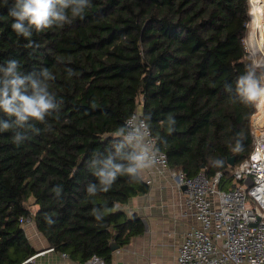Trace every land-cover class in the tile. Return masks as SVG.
I'll use <instances>...</instances> for the list:
<instances>
[{
  "label": "trees",
  "instance_id": "obj_1",
  "mask_svg": "<svg viewBox=\"0 0 264 264\" xmlns=\"http://www.w3.org/2000/svg\"><path fill=\"white\" fill-rule=\"evenodd\" d=\"M14 3L0 0V69L15 61L60 107L23 126L0 111V124L13 125L0 131V264L36 253L21 218L81 264L92 256L108 264L112 246L142 234L141 220L121 209L147 192L139 173L117 176L107 192L96 175L109 160L129 165L124 123L138 110L170 171L221 172L220 189L238 184L227 160L236 166L252 151L254 102L237 88L256 72L243 43L248 0H90L82 17L69 13L70 22L30 38L11 27Z\"/></svg>",
  "mask_w": 264,
  "mask_h": 264
},
{
  "label": "built area",
  "instance_id": "obj_2",
  "mask_svg": "<svg viewBox=\"0 0 264 264\" xmlns=\"http://www.w3.org/2000/svg\"><path fill=\"white\" fill-rule=\"evenodd\" d=\"M255 108L257 111V104ZM124 126V138L129 134L140 138L131 143L126 141L135 151H139L134 147L139 143L148 149L150 158L155 155L153 167L168 169L167 157L156 148V139L139 111L132 113ZM250 133V155L229 170L232 181L238 183L234 188L220 189L221 172L212 178L204 172L187 178L182 171H171L177 185L184 188V212L192 214L198 222L197 227L183 235L173 264H264V191H258L264 187V123L257 127L251 121ZM247 178L251 179L250 186L244 182ZM145 183L149 185L150 181ZM19 221L28 222L22 218ZM84 264L105 263L92 256Z\"/></svg>",
  "mask_w": 264,
  "mask_h": 264
},
{
  "label": "clouds",
  "instance_id": "obj_3",
  "mask_svg": "<svg viewBox=\"0 0 264 264\" xmlns=\"http://www.w3.org/2000/svg\"><path fill=\"white\" fill-rule=\"evenodd\" d=\"M252 7L249 14L253 16L257 27L261 26L264 20V3L261 0H249ZM90 6V0H15L13 7L9 10V15L14 19L11 27L18 34L25 38H30L33 29L37 32L51 27L54 23L60 22L59 26L69 21V13L73 18L82 17L83 5ZM70 9V12L65 10ZM30 46V45H29ZM256 65L255 67H260ZM16 62L9 63L4 71L5 78L0 80V111L8 116L17 117L16 124L23 126L28 120L45 122L47 116H51L60 104H54L55 95L49 92L47 83H40L31 80V77H22L15 71ZM46 79L54 80L55 77L48 70L44 71ZM69 75L71 73L69 72ZM26 82H28L26 86ZM238 92L248 100L264 98V87H260V80L256 72L247 71V74L238 80ZM31 91V94H26ZM13 125L8 123L0 124V131H7ZM31 127V126H30ZM120 129L116 135H122ZM139 137L129 134L125 140L131 143L133 140L139 141ZM131 154L124 155L122 158L129 161V165L124 167L121 164H113L107 161L103 170L96 173L101 179V184L105 185L102 191L107 192L116 180L117 176L129 175L136 176L138 173L152 167L155 164V155L149 157L148 149L143 148L137 143ZM90 192L95 189L90 188ZM264 191V187L258 189Z\"/></svg>",
  "mask_w": 264,
  "mask_h": 264
},
{
  "label": "crops",
  "instance_id": "obj_4",
  "mask_svg": "<svg viewBox=\"0 0 264 264\" xmlns=\"http://www.w3.org/2000/svg\"><path fill=\"white\" fill-rule=\"evenodd\" d=\"M139 176L144 182L150 181L149 185L145 183L147 192L133 197L121 209L141 220L143 232L115 250L108 264H173L183 235L197 227L198 222L192 214L184 212V190L177 185L169 169L152 166ZM30 210L34 213L36 208ZM23 228L36 251L30 264H81L51 250L33 221L26 222Z\"/></svg>",
  "mask_w": 264,
  "mask_h": 264
},
{
  "label": "rangeland",
  "instance_id": "obj_5",
  "mask_svg": "<svg viewBox=\"0 0 264 264\" xmlns=\"http://www.w3.org/2000/svg\"><path fill=\"white\" fill-rule=\"evenodd\" d=\"M249 5L250 4L248 2V8L250 9L251 6H249ZM248 15H249V22L246 26L247 32H246V35L244 37L243 43H244L245 50L248 54V59L251 61V64L255 68L257 78L260 80V87H264V63L262 62V57H261L260 52L255 47V39L252 36L253 16L249 14V11H248ZM256 65H261V66L255 67ZM257 100H258V98L253 100V102H254V113L255 114L257 113L256 108H255ZM138 111L140 112V110H138ZM253 114L250 118V125H251Z\"/></svg>",
  "mask_w": 264,
  "mask_h": 264
},
{
  "label": "bare ground",
  "instance_id": "obj_6",
  "mask_svg": "<svg viewBox=\"0 0 264 264\" xmlns=\"http://www.w3.org/2000/svg\"><path fill=\"white\" fill-rule=\"evenodd\" d=\"M261 3H264V0H261ZM252 36L255 39V47L260 52L262 57V62L264 63V20H261V26L258 28L256 22H254L253 19ZM256 104H257V114L253 117L252 122L257 127L259 126L261 127L262 124L264 123V98H258Z\"/></svg>",
  "mask_w": 264,
  "mask_h": 264
},
{
  "label": "water",
  "instance_id": "obj_7",
  "mask_svg": "<svg viewBox=\"0 0 264 264\" xmlns=\"http://www.w3.org/2000/svg\"><path fill=\"white\" fill-rule=\"evenodd\" d=\"M227 164L230 166V167H233L234 166V158H229L227 160ZM245 184H247L248 186L251 185V179L250 178H247L245 181ZM184 189V188H183ZM118 248L116 246H112V250L115 251L117 250Z\"/></svg>",
  "mask_w": 264,
  "mask_h": 264
}]
</instances>
